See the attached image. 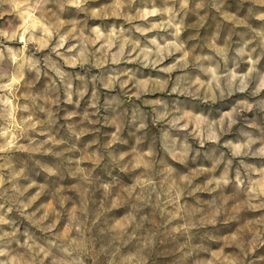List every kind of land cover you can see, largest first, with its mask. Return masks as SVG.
Listing matches in <instances>:
<instances>
[{
  "label": "rangeland",
  "instance_id": "1",
  "mask_svg": "<svg viewBox=\"0 0 264 264\" xmlns=\"http://www.w3.org/2000/svg\"><path fill=\"white\" fill-rule=\"evenodd\" d=\"M122 2L109 19H93L68 0H41L38 14L48 24L29 29L26 48L19 41L23 10L0 3V33H8L0 34V84L12 89L0 91V100L13 104L0 103V131L12 124L10 113L21 125L16 147L0 153V175L16 176L15 190H0V216L13 221L0 231L27 229L39 243L53 226L62 239L80 223L91 264H108V256L114 264H185L177 241L192 243L182 227L188 224L202 264H264V213H249L245 199L251 182L264 178L256 175L264 169V22L252 23L243 0H188L184 9L180 0ZM97 24L101 44L115 28L110 51L91 43ZM171 41L185 48L158 55V45ZM185 51L187 59L176 63ZM145 179L157 191L140 187ZM169 187L183 198L179 221L163 210L167 196L157 199ZM117 209L125 214L114 215ZM131 217L132 230L122 233L117 220Z\"/></svg>",
  "mask_w": 264,
  "mask_h": 264
},
{
  "label": "clouds",
  "instance_id": "2",
  "mask_svg": "<svg viewBox=\"0 0 264 264\" xmlns=\"http://www.w3.org/2000/svg\"><path fill=\"white\" fill-rule=\"evenodd\" d=\"M91 0H68V3H71L74 8L78 9L80 12H84L88 14L90 12L91 17L93 19H100L101 15L103 19H109L113 16L114 12L118 9L124 6L122 0H104L103 3H100L99 7H92L89 8L88 5L90 4ZM244 3L249 5L250 11H251V21L252 23H255L257 21L264 22V0H243ZM0 3L2 4H8L13 12H16L18 14L21 13V10H23V13L20 15V18L22 19V23L20 24V29L22 31H19V41L21 44H23L26 48L27 41L25 37L27 36L29 29H35V25L37 22H39L42 25H47L48 23L44 22V19L38 14V10L40 7L41 0H35V3H33V0H0ZM181 7L187 8L188 7V0H180ZM113 9V11L109 12L108 9ZM154 14V13H152ZM250 29V31L256 32L258 34V31L256 28H253L251 24L247 25ZM176 31L174 33L175 36L179 37L181 35V25L175 24L174 25ZM137 31H140L137 29ZM149 29H144L142 34H146ZM92 32L94 34L99 33V37H96L91 41L93 47H95L97 44L100 45V48L97 49L99 51L100 49L107 48L109 51L112 47H115V43L111 39L112 37L116 36L115 28L110 31L109 33V39L101 44V40L104 39L105 33L101 31L100 25L97 24L95 27L92 28ZM4 35L5 37H8V33H0ZM51 34L50 32L48 33ZM17 34H13L10 39H16ZM29 39H32L31 37ZM63 39V38H62ZM85 40H88V37H84ZM253 42L252 40H249L246 43V47L248 43ZM264 42V41H262ZM151 43L156 44L157 42L153 39ZM169 48H175L177 52L182 51L185 46L183 44H177L175 41H171L168 44L164 46L157 47V54L160 56H163V53L166 49ZM75 49V48H74ZM72 49V50H74ZM24 49L21 51L23 52ZM11 51V50H9ZM149 53H151V49H147ZM255 51V49H253ZM169 55L172 53L169 52ZM187 53L184 52L183 56H181L176 63H180L183 60L187 59ZM21 57L13 56V61H17ZM145 60L148 59V56L144 57ZM251 62V61H250ZM71 67H75L76 65H70ZM175 67V64L171 65L168 68L161 69L164 72H170L172 68ZM213 73V80H218V77L216 76L215 70H211ZM251 70L249 71V73ZM237 78L236 74H232V80L234 81ZM241 83H244L243 78L241 79ZM211 84V81L209 82ZM217 87L219 85L217 84ZM261 88H264V80L261 81ZM243 90V89H242ZM0 91H8L11 95V83L9 84H0ZM0 103L8 105L12 107V103L7 100L3 99L0 100ZM14 110V109H13ZM9 118L12 120V124L4 131H0V140L6 139V143L3 145H0V153H3L9 149H13L16 147V141H17V135L14 129L19 128L20 122L16 121L15 118L9 114ZM31 117H28L24 122L27 123V120H30ZM176 123H179V120L176 121ZM141 127H144V125H141ZM184 128H187V125L182 126V130ZM251 143V142H250ZM249 144L245 145H237L236 146V153L239 154L240 151L245 148L249 147ZM259 152L261 155H264V147L259 149ZM145 155H150V153H145ZM124 158L123 156L121 157ZM169 162L172 163L173 167H176L180 171H183V169H180V165L178 163L174 162V158L170 157ZM141 164V160H137L136 163L132 164V168L139 169ZM261 172H264V169H257L256 175L259 176ZM138 174V173H137ZM16 178L15 175H12L9 177V179L6 181L3 175H0V190H3V192H7L9 189H5V184H9L12 187V190H15V185L12 184V180ZM131 178H129L130 180ZM186 179V178H182ZM237 181V187L239 189L244 188L245 181L240 178L239 175L236 177ZM211 183V181L209 182ZM219 181H217V186H219ZM223 183L227 185L229 183L228 180H224ZM156 181L145 179L140 182V187H151L152 191H157L156 187ZM107 188V185H105ZM135 185L133 186V189L130 191H134ZM2 194V193H0ZM39 193H37V196ZM161 195H166L167 199L164 200V211H167L170 213L171 218L173 220H181L180 216V205L182 203V196L181 192L177 190L175 192V195H173V189L172 187H169L166 193H158L157 199L161 198ZM245 199L247 201V207L248 212L251 214H260L264 213V178L255 179L251 182V185L247 188V192L245 193ZM0 207H3L0 205ZM172 208H175V211H172ZM11 211V208L8 210ZM28 206L22 205V212H27ZM124 209H117L114 211V215L119 213L120 215L125 214ZM148 211L147 209L145 210ZM13 224V221H10L5 218V216H0V226L2 225H10ZM134 224V218L128 219L126 223H120L119 220L116 222V227L120 228L121 232L123 233L125 229L132 230ZM184 229V233L187 237V241H192V243H186L185 242V236H180L181 229L180 228H174L173 231L180 236V239L177 241L178 243L183 244L179 249V252L185 261V264H202L203 260L201 255H197L196 248L193 247V244L195 241L192 240V236L189 235V229L191 227H194V225H188L184 224L182 225ZM59 232L58 226H53L48 229V231L38 237L39 243L36 239H34V236H36V233L29 234V231L26 229L25 232L20 235V229L19 228H13L12 231H0V264H91V257L88 254L87 246H86V237L87 234L82 232V226L80 223H76L74 226V231L69 232L67 235H62V239L60 237L56 236V233ZM47 233L52 234V238L47 237ZM80 234L81 239L78 241L77 235ZM70 237V238H69ZM235 239V237H234ZM59 241V242H58ZM105 253H107V249L104 250ZM115 257L114 256H108V264H114ZM206 264H210V261H207ZM233 264H235V261H233Z\"/></svg>",
  "mask_w": 264,
  "mask_h": 264
}]
</instances>
